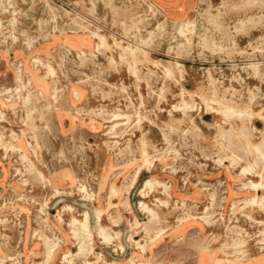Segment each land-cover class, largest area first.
<instances>
[{"label":"rangeland","instance_id":"374dc122","mask_svg":"<svg viewBox=\"0 0 264 264\" xmlns=\"http://www.w3.org/2000/svg\"><path fill=\"white\" fill-rule=\"evenodd\" d=\"M179 1L0 0V264H264V0Z\"/></svg>","mask_w":264,"mask_h":264},{"label":"bare ground","instance_id":"6f19581e","mask_svg":"<svg viewBox=\"0 0 264 264\" xmlns=\"http://www.w3.org/2000/svg\"><path fill=\"white\" fill-rule=\"evenodd\" d=\"M79 17V16H78ZM96 37L98 38V39H100V42H101V44H104L105 43V38L103 37V36H101V35H96ZM76 38H78V39H80L79 37H76ZM82 39H83V37H82ZM81 39V40H82ZM80 40V41H81ZM85 41V44H90V41L89 40H87L86 38L84 39ZM78 41V40H77ZM83 41V40H82ZM83 42V43H84ZM170 61V60H169ZM134 66H136V65H134ZM163 67H164V64H163ZM136 68V67H135ZM135 70V72H136V69H134ZM170 72V71H169ZM137 74V73H136ZM135 74V75H136ZM173 75V74H172ZM174 76V75H173ZM176 79V78H175ZM109 84V83H108ZM110 85V84H109ZM139 85V84H138ZM182 89H184V88H182ZM156 94V93H155ZM190 94V93H189ZM29 96V95H28ZM142 105H143V103H142ZM180 109V108H179ZM140 114V113H139ZM118 116H119V114H116L115 115V117L116 118H118ZM121 117V116H120ZM31 118V117H30ZM141 118V117H140ZM139 118V119H140ZM263 119H264V117H263ZM138 121V120H137ZM138 122H140V121H138ZM123 124V123H122ZM14 133V132H13ZM146 145V144H145ZM257 148H259L260 149V147L259 146H257ZM145 153V155H146V152H144ZM141 169V167L139 168V169H137V171H136V173H135V175H134V177H133V179H132V181H131V184H134L135 182H136V179H137V177H138V173H139V170ZM42 174V173H41ZM43 175V174H42ZM44 180V179H43ZM148 182H150V181H148ZM80 185H82V184H80ZM252 186H254V187H259V185H256V184H252ZM82 188H80V190H81ZM59 192V191H58ZM257 204V203H256ZM260 205H261V207H263V209H264V195H263V197L261 198V203H260ZM60 212V211H59ZM152 213L153 214H155V212H153L152 211ZM82 216H83V220H78L77 218H73V220L71 221V226L73 227V234H74V236L78 239V240H80L79 241V243H80V252L81 253H85L87 250L90 252L91 250L90 249H88V245L91 243L90 242V237H91V234L89 233V231H88V228H89V213L87 212V211H85L83 214H82ZM97 217H98V219L100 220V217H101V212H98V215H97ZM98 220V221H99ZM263 223V225H264V222H262ZM104 228H101V233H102V235L104 236V238L106 239V240H108V235L106 234V233H104ZM86 238H88V242L86 241ZM246 240H243V239H238V240H234V243H233V247L237 250V252H239V253H242V258L241 259H238V260H232V259H227L226 261L227 262H229V264H236V262H239V261H241V262H243V261H246V260H248V261H246L244 264H259L260 262H255L254 260H253V258H251V257H249V254L247 253V250L245 249L246 248ZM142 248L141 249H145V247L144 246H141ZM54 249H55V246H52V247H48V249H47V253H48V255L49 256H51V254H53V251H54ZM210 252L211 253V251L209 250V249H207L206 248V250H205V252ZM79 252V253H80ZM101 255V254H100ZM84 262V261H83ZM85 263V262H84ZM89 264V263H88ZM131 264H138V263H136L135 261H133V260H131Z\"/></svg>","mask_w":264,"mask_h":264},{"label":"crops","instance_id":"0c3cea01","mask_svg":"<svg viewBox=\"0 0 264 264\" xmlns=\"http://www.w3.org/2000/svg\"><path fill=\"white\" fill-rule=\"evenodd\" d=\"M168 2H170L169 4H172L173 3L175 5V7H177V8H181L183 6L185 7V5L182 4L179 0H168ZM258 193H259V191H258Z\"/></svg>","mask_w":264,"mask_h":264}]
</instances>
